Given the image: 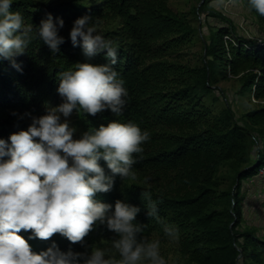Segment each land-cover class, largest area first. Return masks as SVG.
I'll return each instance as SVG.
<instances>
[{
    "label": "trees",
    "instance_id": "16d2710c",
    "mask_svg": "<svg viewBox=\"0 0 264 264\" xmlns=\"http://www.w3.org/2000/svg\"><path fill=\"white\" fill-rule=\"evenodd\" d=\"M168 1L13 0L9 10L20 11L34 26L47 13L54 22L62 18L58 34L64 40L52 52L41 39H33L24 53L14 57L22 71L0 58V137L7 139L10 133L26 129L31 116L46 112L56 100L60 71L77 62H108L105 50L85 57L80 44L70 40L74 20L88 14L97 30L118 44L117 63L112 66L124 78L129 96L119 115L109 109L95 115L76 112L81 132L110 120L132 121L150 132L133 165L136 177L117 175L113 188L97 192L96 198L139 205L136 220L146 224L142 235L159 238L161 254L165 258L172 254L171 264H264V234L260 227L247 224L243 213V183L264 168V149H252L253 136L264 140V37L260 44L238 35L229 18L208 6L212 0H198L191 8L195 19L206 12L227 26H208L207 37L201 36V65L183 63L172 55L199 29L174 12ZM240 1L264 28V15L248 0ZM225 35L234 44L224 40ZM229 75L237 83L236 100L231 103L222 89L220 96L213 94L217 83ZM207 95L223 102L219 112L205 105ZM100 163L105 165L102 159ZM225 178L229 182L223 188ZM145 188L154 199L159 197L164 221L178 226V239H169L163 225L145 215L140 197ZM30 232L21 229L19 234L37 253L52 241L62 251L87 252L91 245L110 244L115 235L104 225L90 230L83 243L59 233L47 239L29 238Z\"/></svg>",
    "mask_w": 264,
    "mask_h": 264
},
{
    "label": "clouds",
    "instance_id": "9594fccd",
    "mask_svg": "<svg viewBox=\"0 0 264 264\" xmlns=\"http://www.w3.org/2000/svg\"><path fill=\"white\" fill-rule=\"evenodd\" d=\"M13 0H0V58L22 71L14 57L26 51L35 38L52 52L64 37L58 34L64 21L47 13L38 26L26 21L20 11H10ZM264 15V0H248ZM88 14L77 17L69 31L73 45L80 44L85 57L104 51L108 62H77L58 73L57 92L63 101L45 114L31 116L26 129L0 137V264H168L161 254V240L142 235L146 224L136 220L139 205L116 199H97V192L110 191L116 176L136 177L133 165L143 153L150 132L132 122L110 120L88 127L78 138L68 119L73 110L95 115L105 109L119 115L128 102V89L118 69V44L98 31ZM79 37V40H78ZM25 115H31L25 113ZM253 152L264 149V140L253 136ZM105 165L100 163V160ZM107 169V171H106ZM145 182L148 177H145ZM145 215L163 225L171 240L179 237L178 226L159 215V197L145 188L140 193ZM97 225L115 235L109 247L91 245L90 252L62 251L55 241L34 252L19 234L31 229L29 238L47 239L59 233L72 242Z\"/></svg>",
    "mask_w": 264,
    "mask_h": 264
},
{
    "label": "rangeland",
    "instance_id": "374dc122",
    "mask_svg": "<svg viewBox=\"0 0 264 264\" xmlns=\"http://www.w3.org/2000/svg\"><path fill=\"white\" fill-rule=\"evenodd\" d=\"M198 0H169V7L176 13L180 15H185L190 19L195 27H198L199 33H196L191 41L179 48V51L172 55V58H177L183 63H188L190 65H201V56L203 55V44L201 41V36L207 37L208 26L226 27L227 23L212 15H207V13H201L198 19L193 17L191 13V8L198 5ZM210 8L221 12L225 17L229 18L236 27V32L238 35L245 37L247 40L258 41L264 37V28H262L255 18L250 14L247 7L240 0H212L209 5ZM259 42V41H258ZM217 88H214L213 94L219 95V89L224 91L227 101L231 103L236 100V90L237 83L229 75L228 80H220L217 83ZM63 101V97L57 93L55 102L51 103L50 106H56ZM205 105L213 113L219 112L224 104L222 101L214 102L211 95L204 97ZM245 101V99H244ZM251 101H254L251 98ZM49 106V107H50ZM246 106V105H244ZM45 113H41L39 116ZM68 119L69 125L74 126L76 131L73 133L74 138H78L81 133V124L78 120V114L73 110L72 114L65 118ZM31 123V118L30 121ZM229 180L224 179L222 187L225 188L228 185ZM244 201H243V213L247 224H253L260 227L261 233L264 234V205L262 204L264 198V168L261 169L260 175L254 176L249 181H244ZM110 244H105L102 247H109ZM90 252V251H87ZM172 254L169 253L168 258H166L168 264H171Z\"/></svg>",
    "mask_w": 264,
    "mask_h": 264
},
{
    "label": "built area",
    "instance_id": "2783aa9c",
    "mask_svg": "<svg viewBox=\"0 0 264 264\" xmlns=\"http://www.w3.org/2000/svg\"><path fill=\"white\" fill-rule=\"evenodd\" d=\"M224 40L226 41H230L234 44V41L232 40L231 36L230 35H225L224 36ZM259 41V42H258ZM257 42L261 44V40H258Z\"/></svg>",
    "mask_w": 264,
    "mask_h": 264
},
{
    "label": "water",
    "instance_id": "95a60500",
    "mask_svg": "<svg viewBox=\"0 0 264 264\" xmlns=\"http://www.w3.org/2000/svg\"><path fill=\"white\" fill-rule=\"evenodd\" d=\"M241 255L239 254L238 258L240 257Z\"/></svg>",
    "mask_w": 264,
    "mask_h": 264
}]
</instances>
